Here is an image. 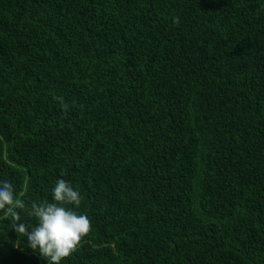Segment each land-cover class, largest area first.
<instances>
[{"label":"trees","instance_id":"1","mask_svg":"<svg viewBox=\"0 0 264 264\" xmlns=\"http://www.w3.org/2000/svg\"><path fill=\"white\" fill-rule=\"evenodd\" d=\"M60 179L61 264H264V0H0V183L35 226ZM13 223L0 264H48Z\"/></svg>","mask_w":264,"mask_h":264},{"label":"clouds","instance_id":"2","mask_svg":"<svg viewBox=\"0 0 264 264\" xmlns=\"http://www.w3.org/2000/svg\"><path fill=\"white\" fill-rule=\"evenodd\" d=\"M174 23H179L178 17ZM53 199L54 203L31 204L28 215L37 221L35 226H31L21 222V216L16 211L25 209V203L16 197L13 185L9 182L0 183V211L15 221L12 228L19 236L26 237L29 247L47 260L48 264H61L79 250L85 238L91 234L92 225L86 215H78L65 207L74 205L79 208L82 202L81 194L65 180L56 182Z\"/></svg>","mask_w":264,"mask_h":264}]
</instances>
